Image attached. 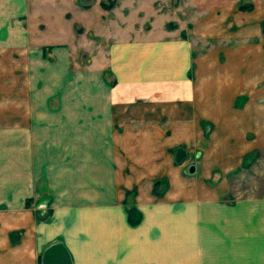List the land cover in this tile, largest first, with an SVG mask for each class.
Masks as SVG:
<instances>
[{"label": "crops", "instance_id": "crops-1", "mask_svg": "<svg viewBox=\"0 0 264 264\" xmlns=\"http://www.w3.org/2000/svg\"><path fill=\"white\" fill-rule=\"evenodd\" d=\"M62 1L45 24L42 0H0V76L20 65L29 83L14 105L23 114L0 122V208L16 210L0 238L19 233L22 264H43L56 244L72 264H264V200H226L211 183L235 155L214 149L189 175L174 161L204 122L217 127L215 111H232L203 98L232 96L234 84L189 72L201 57L191 41L234 22V4ZM81 14L89 21L64 28Z\"/></svg>", "mask_w": 264, "mask_h": 264}, {"label": "rangeland", "instance_id": "rangeland-1", "mask_svg": "<svg viewBox=\"0 0 264 264\" xmlns=\"http://www.w3.org/2000/svg\"><path fill=\"white\" fill-rule=\"evenodd\" d=\"M228 3L234 4L233 10L237 16L234 18V22L223 26L216 25L218 31L211 35L212 39L205 40L204 38L193 42L190 40L191 44H194L195 55L201 57L200 65H193L189 75L193 76L192 74L199 68L202 76H217V79L212 81L204 80L205 84L212 82L217 85L225 83V81L234 84L236 87L232 96L225 94L219 97L218 101L216 95L203 98L212 103L220 102L230 105L232 111L230 113H216V111L213 113L217 127L210 121L204 122L201 128L198 127L199 141L195 146L190 147L191 150L187 151V158L184 159L182 165L185 167L184 172L189 175L187 171L192 166H195L196 170L202 169L204 161L211 157L210 154L214 149L216 152L218 149L223 155H235L234 161L227 158L220 162V169L214 170L219 172V175L215 174L216 179L211 183L219 184L218 181H220L225 185L227 192L222 195L226 200L247 198L264 200V0H235L234 2L228 0ZM60 4L65 3L60 0ZM42 5V20L46 24L49 18L47 14L51 10V0H42ZM62 9L60 6L58 10ZM88 18V15L84 18L83 14L78 18L76 15L67 16L62 25L68 29L71 24L69 21H74L79 29L80 25L89 21ZM162 21L164 18L160 17L158 23L160 24ZM205 36L211 38L210 34H205ZM181 37L186 38V35ZM4 67L0 66V72H3ZM11 68L13 74L10 78L0 76V122L4 120V116L7 117L6 120L13 121L23 114V112H16L19 107L14 105H19L21 101H24L23 97L27 92V84H29L23 75V72L26 71H23L24 68L23 66L21 68L20 65H13ZM211 92L214 94L213 90ZM9 100L14 106H11V114L5 112L9 107H4L6 104L9 105ZM225 116L231 117L228 121L229 124L225 129L218 128L217 121L223 120ZM2 148L4 149L0 142V154ZM209 160L208 163L215 164V161ZM16 168L18 169V167ZM1 180L2 178H0ZM31 202L30 199L25 200V205H29L30 211L38 213L39 210ZM45 202L47 200L41 202L40 205H45ZM10 211L15 212L16 210L14 211L13 208L10 210L9 206L0 208V234L3 236L4 216L2 215L11 214ZM2 235L0 238V264H22L23 259L17 252L20 246L19 233L12 234L10 240L7 241L8 246L3 241ZM34 263L35 258L29 257L26 264Z\"/></svg>", "mask_w": 264, "mask_h": 264}, {"label": "water", "instance_id": "water-1", "mask_svg": "<svg viewBox=\"0 0 264 264\" xmlns=\"http://www.w3.org/2000/svg\"><path fill=\"white\" fill-rule=\"evenodd\" d=\"M187 158V152L183 148H177L175 153V162L177 164H182L184 159ZM196 171L195 166L189 169L190 174H194ZM43 256V264H72L70 255L66 250L65 246L62 244H56L51 246L48 250H45Z\"/></svg>", "mask_w": 264, "mask_h": 264}, {"label": "trees", "instance_id": "trees-1", "mask_svg": "<svg viewBox=\"0 0 264 264\" xmlns=\"http://www.w3.org/2000/svg\"><path fill=\"white\" fill-rule=\"evenodd\" d=\"M106 4H103L102 6H105Z\"/></svg>", "mask_w": 264, "mask_h": 264}]
</instances>
